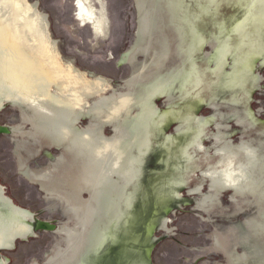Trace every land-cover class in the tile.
I'll list each match as a JSON object with an SVG mask.
<instances>
[{
    "label": "water",
    "instance_id": "water-1",
    "mask_svg": "<svg viewBox=\"0 0 264 264\" xmlns=\"http://www.w3.org/2000/svg\"><path fill=\"white\" fill-rule=\"evenodd\" d=\"M141 263L264 264V0H0V264Z\"/></svg>",
    "mask_w": 264,
    "mask_h": 264
},
{
    "label": "flooded vegetation",
    "instance_id": "flooded-vegetation-1",
    "mask_svg": "<svg viewBox=\"0 0 264 264\" xmlns=\"http://www.w3.org/2000/svg\"><path fill=\"white\" fill-rule=\"evenodd\" d=\"M170 212V211H169ZM165 213H168V212H165ZM172 213L170 212L168 215H171ZM176 214V213H175ZM164 216V215H163ZM163 218V217H162ZM169 219V218H168ZM170 220V219H169ZM36 220L34 219V222H35ZM157 221V220H156ZM159 221H160V219H159ZM159 221H157V225H159ZM171 221V220H170ZM54 225V224H53ZM54 226H56V225H54ZM146 228V227H145ZM155 228H158V229H160L158 226L156 227L155 226ZM159 231H162V229H160ZM49 232V231H48ZM53 232V231H52ZM144 234H146V235H144V237L145 236H147V228L145 229V233ZM107 243H109V244H111V243H113L111 240H108L107 241ZM116 243V242H115ZM106 244V243H105ZM142 244V243H141ZM142 245H144V244H142ZM105 246V245H104ZM103 246V247H104ZM143 248V249H142ZM141 248V250H142V254L143 253H145V257H144V261H146V262H148V260H147V257H146V254L148 253V248L147 249H145V247H142ZM143 259V258H142ZM141 264H145V263H141Z\"/></svg>",
    "mask_w": 264,
    "mask_h": 264
}]
</instances>
